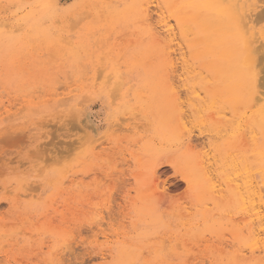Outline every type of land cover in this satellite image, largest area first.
Listing matches in <instances>:
<instances>
[{"label":"rangeland","instance_id":"1","mask_svg":"<svg viewBox=\"0 0 264 264\" xmlns=\"http://www.w3.org/2000/svg\"><path fill=\"white\" fill-rule=\"evenodd\" d=\"M185 1L0 0V264H264V202L258 221L229 209L193 228L177 210L139 212L151 191L138 159L175 101L163 87L186 84V102L220 68L193 59L206 16Z\"/></svg>","mask_w":264,"mask_h":264},{"label":"bare ground","instance_id":"2","mask_svg":"<svg viewBox=\"0 0 264 264\" xmlns=\"http://www.w3.org/2000/svg\"><path fill=\"white\" fill-rule=\"evenodd\" d=\"M168 2L171 5V0ZM260 5H264V0L185 1L184 7L191 12L206 16L200 30L205 42L187 43L193 59L209 55L218 61L220 68L213 70L216 75L213 85L194 87L191 92L187 89L190 96L186 102L181 101L179 90L186 84L178 88L167 82L163 87L175 101L157 127L159 139L147 143L146 153L153 155L138 159L140 169L146 171L141 173V179L151 191L142 197L139 209L142 215L160 208L177 210L184 221L182 225L190 228L200 222V215L206 222L229 209L242 213L244 218L252 217L253 221L260 219L258 209L260 202H264V143L260 142L264 134V94L257 84L261 66L257 61L262 56L258 55L257 47L264 44L256 47L260 41L255 37L258 34L253 30L252 18V12ZM184 7L174 9L173 17L177 24L187 26L190 17L179 19V11ZM262 12L260 16L264 17ZM212 20L216 21L215 27ZM171 27L169 30L173 32ZM204 43V51L199 52L196 45ZM209 70L212 72V68ZM173 121L176 125H172ZM195 141L203 147L201 151ZM183 186L184 194L176 198V191ZM257 232L250 240L252 253L259 249Z\"/></svg>","mask_w":264,"mask_h":264}]
</instances>
